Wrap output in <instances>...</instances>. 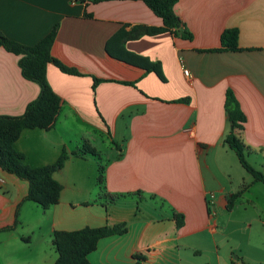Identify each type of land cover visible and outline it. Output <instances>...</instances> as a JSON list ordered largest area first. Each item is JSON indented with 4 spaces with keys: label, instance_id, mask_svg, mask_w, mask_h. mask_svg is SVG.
Returning <instances> with one entry per match:
<instances>
[{
    "label": "crops",
    "instance_id": "1",
    "mask_svg": "<svg viewBox=\"0 0 264 264\" xmlns=\"http://www.w3.org/2000/svg\"><path fill=\"white\" fill-rule=\"evenodd\" d=\"M175 12L192 40L165 33L125 44L159 62L163 82L106 49L124 25L163 26L143 2L0 0L2 35L35 46L57 26L52 56L80 74L48 65L62 107L51 130H25L16 142L26 163L52 165L84 144L100 154L99 137L114 146L105 161L106 193L97 161L70 155L54 174L60 202L48 210L23 202L29 183L0 168V230L16 225L0 231V264H55L54 232L120 224L128 232L100 240L91 264H264L260 238L225 244L227 227L219 232L217 220L240 191L231 179L238 157L224 144L228 92L246 116L247 157L264 166V0H178ZM228 29H238L241 50L215 52ZM95 79L101 82L94 87ZM39 93L19 57L0 47V116L23 115ZM107 194L118 198L110 202ZM175 215L184 217L182 226Z\"/></svg>",
    "mask_w": 264,
    "mask_h": 264
},
{
    "label": "trees",
    "instance_id": "2",
    "mask_svg": "<svg viewBox=\"0 0 264 264\" xmlns=\"http://www.w3.org/2000/svg\"><path fill=\"white\" fill-rule=\"evenodd\" d=\"M83 3H101L110 0H78ZM143 2L156 16L162 19V27H148L145 25H124L120 31L107 43V52L114 58L122 60L130 65L154 73L163 82L166 81L162 66L149 58L128 52L125 44L128 41L138 40L144 36H157L165 33L180 35L185 40H192L193 36L187 31H181L182 21L175 12L178 0H132ZM90 17V15H87ZM130 28L129 30H127ZM58 27L56 26L46 37L35 46H25L12 41L0 33V47L9 53L19 57V66L23 77L36 83L40 88L38 97L32 101L21 116H0V168L9 174L29 183V191L23 202H34L44 210L59 204L63 187L54 178V174L61 170L67 160L72 156L85 157L90 155L99 162L98 186L105 191L106 166L102 163V157L91 145L84 144L79 151L71 154L64 151L56 163L42 167H32L26 163L25 156L15 148L25 130H51L58 119L62 107V100L53 91L47 80V68L54 63L61 71L70 75H80L75 69L64 66L52 56V46L56 40ZM238 29L225 30L221 35V48L215 52H237L239 48ZM118 49H113L116 46ZM101 80L95 79L94 87ZM133 85V83H131ZM186 101V100H184ZM226 112L230 122V132L224 140V144L235 152L242 167L253 177L254 183L264 184V174L255 169L247 160L248 147L242 139V131L246 123V116L232 92L227 93ZM102 164H101V163ZM251 185H245L242 190L234 194L228 201L227 209L232 211L238 198L249 189ZM110 202L118 198L116 195H108ZM21 205V204H20ZM19 205V206H20ZM177 226L183 225L184 217L175 215ZM16 227L5 228L0 231L14 230ZM128 232L126 224L116 226H104L101 228H84L77 231H56L53 234L52 245L58 255L55 264H91L88 256L96 251L100 240L124 235ZM29 241V238L24 239ZM139 259V257H137ZM141 260V259H140Z\"/></svg>",
    "mask_w": 264,
    "mask_h": 264
},
{
    "label": "rangeland",
    "instance_id": "3",
    "mask_svg": "<svg viewBox=\"0 0 264 264\" xmlns=\"http://www.w3.org/2000/svg\"><path fill=\"white\" fill-rule=\"evenodd\" d=\"M108 138L102 140L99 137V142L103 148L99 149L102 163L105 165V161L110 157L113 148V144L108 141ZM100 146V145H98ZM96 160L98 165V160ZM249 164H251L258 171H262L264 174V166L261 167L260 163L256 161L255 157H247ZM237 161V160H236ZM101 163V162H100ZM101 163V164H102ZM237 165V172L233 173L231 179L234 180V185L240 184L238 190H242L245 185H251L249 189L244 193L241 199L238 200L239 206L234 211H226L223 215L218 217L219 232L222 227H227V240H223L225 244H236L239 242V238H260L264 245V184L252 183L253 177L242 167L239 162H235ZM236 168V166H235ZM238 188V187H236ZM248 219V221H246ZM238 222H244L238 225ZM251 223V225H249ZM219 237V236H218ZM244 248V254L247 253V249ZM244 256L243 253L234 254V256ZM253 264V263H251Z\"/></svg>",
    "mask_w": 264,
    "mask_h": 264
},
{
    "label": "built area",
    "instance_id": "4",
    "mask_svg": "<svg viewBox=\"0 0 264 264\" xmlns=\"http://www.w3.org/2000/svg\"><path fill=\"white\" fill-rule=\"evenodd\" d=\"M184 75H185L186 77H189V78L192 77V76H191V73H190L187 69H184ZM211 206L214 207V204H212Z\"/></svg>",
    "mask_w": 264,
    "mask_h": 264
}]
</instances>
